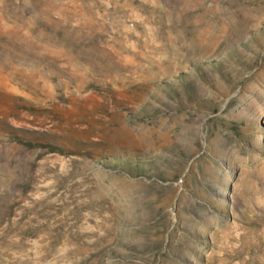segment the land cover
Listing matches in <instances>:
<instances>
[{
  "label": "rangeland",
  "instance_id": "1",
  "mask_svg": "<svg viewBox=\"0 0 264 264\" xmlns=\"http://www.w3.org/2000/svg\"><path fill=\"white\" fill-rule=\"evenodd\" d=\"M0 264H264V0H0Z\"/></svg>",
  "mask_w": 264,
  "mask_h": 264
}]
</instances>
